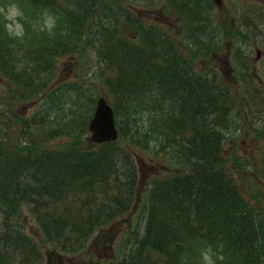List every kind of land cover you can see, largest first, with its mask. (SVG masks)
Listing matches in <instances>:
<instances>
[{
	"label": "trees",
	"instance_id": "trees-1",
	"mask_svg": "<svg viewBox=\"0 0 264 264\" xmlns=\"http://www.w3.org/2000/svg\"><path fill=\"white\" fill-rule=\"evenodd\" d=\"M203 1L168 0L184 13L175 32L141 19L134 0H0L19 5L25 30L13 39L0 16V264L74 263L89 250L115 258L106 264H203L208 249L214 264H264V213L224 146L243 101L213 65L202 71L234 28L211 32ZM45 12L52 35L36 22ZM100 95L119 137L93 143Z\"/></svg>",
	"mask_w": 264,
	"mask_h": 264
},
{
	"label": "rangeland",
	"instance_id": "rangeland-1",
	"mask_svg": "<svg viewBox=\"0 0 264 264\" xmlns=\"http://www.w3.org/2000/svg\"><path fill=\"white\" fill-rule=\"evenodd\" d=\"M134 1L139 3L141 15L144 14L141 19L154 21L162 29H168L175 32H178V30L181 29L180 26L182 24L180 23L184 21L182 19V16L184 17V13L180 12L179 9H176L177 5L175 3L170 4L168 0H154L153 6H148L146 5V0ZM209 1L211 2L208 3ZM229 1L231 2L232 7H235V4L232 2V0ZM188 3L191 5L193 4V1ZM201 6L205 9L209 7L208 13L211 17V32H221L222 34L225 27L220 22L221 16L218 2H216V0H205ZM235 12L237 13L238 11ZM36 22L37 25L40 26L42 19H38ZM238 28L240 31L235 34L236 39L233 43L234 47H232L229 55V61L234 67L233 73L237 75V90L241 95L239 97L242 98L243 104L237 109L238 111H236V118L239 120V129L237 135L233 138V140H226L224 146L230 158H234V156L239 157L240 166H236L237 168H234V175L238 182L244 186L250 203H252L256 209L259 207L261 213H264V122L262 123V120L264 119V85H262V83H258L257 80L255 81V79H253V75L249 74L250 72L248 73V76H246L247 73L244 75L241 74L243 71H240V65L234 57V54L239 53L237 47H239L240 53L244 54L247 52L252 56L254 55V49L251 48L252 37L250 27L248 25H242ZM238 40H240V43ZM222 44L224 46L225 42L223 41ZM223 46H215V56L213 55L211 58L209 57L210 59L205 61V63H208V65H206L204 69L198 66L203 72L209 70V65H213L218 75L221 74L220 71L222 68L220 59L222 60V58L226 55V48H223ZM202 65H204V63ZM260 65L264 66V61ZM242 75L247 78V82L245 81L247 84H245V78ZM262 76L264 78V74H262ZM5 81L6 80L4 78L0 77V90L3 88V83H5ZM222 84L226 86V84L230 83L227 82ZM233 85L235 86V84ZM255 85L258 87L257 90L255 89ZM22 104V102H19L18 106ZM241 123L242 126H240ZM154 161H156L157 164H161L163 159L155 158ZM143 181H146V179L144 178ZM19 211V218L22 219V222L26 227V231L42 243L43 237L40 234V229L32 217V214L24 207L19 209ZM138 211L139 207L136 208L134 213H130L129 216L132 219L131 225H137L138 222H140ZM259 216L260 215L258 214L257 217ZM262 218V225L264 227V214ZM122 235L123 231L119 232L117 239L121 238ZM43 248L45 251H47L51 249L52 246L50 244L43 243ZM76 258L77 259H75L74 263L67 264H81L80 260H84L85 264H106L109 260L112 261V259H115L110 257L108 252H105V255L97 253L92 256L91 250L81 253V255ZM51 261L52 264H54V258L52 256Z\"/></svg>",
	"mask_w": 264,
	"mask_h": 264
},
{
	"label": "flooded vegetation",
	"instance_id": "flooded-vegetation-1",
	"mask_svg": "<svg viewBox=\"0 0 264 264\" xmlns=\"http://www.w3.org/2000/svg\"><path fill=\"white\" fill-rule=\"evenodd\" d=\"M217 1L220 7L221 24L224 25L225 28L227 25L234 28L230 36L226 35V37L223 36L222 38V42L224 41L227 46L226 55L220 61L222 68L220 75L223 83L228 82L234 89H237V75L233 73L234 67L229 61V55L232 47H234L233 43L236 39L235 34L240 31L238 27L248 25L250 27L252 37L251 48L254 49V55L252 56L247 52L242 54L240 53L239 47H237L239 53L234 54V57L237 59L241 67L240 71H243V75L246 74V72H250L258 83L264 85V78L262 76V74H264V66L260 65L264 61V0H232L235 7H232L229 0ZM235 11L238 12L236 13ZM238 41L240 43V40ZM246 76H248V74H246ZM233 84H235V86ZM257 88V85H255L256 90Z\"/></svg>",
	"mask_w": 264,
	"mask_h": 264
},
{
	"label": "clouds",
	"instance_id": "clouds-1",
	"mask_svg": "<svg viewBox=\"0 0 264 264\" xmlns=\"http://www.w3.org/2000/svg\"><path fill=\"white\" fill-rule=\"evenodd\" d=\"M0 16L4 19V28L7 34L13 39L22 40L25 36L24 26L21 21L24 18L22 9L16 3H11L5 6H0ZM56 27V17L45 12L42 17V22L39 31H47L49 35L53 34ZM203 264H214L213 253L208 249L202 253Z\"/></svg>",
	"mask_w": 264,
	"mask_h": 264
},
{
	"label": "water",
	"instance_id": "water-1",
	"mask_svg": "<svg viewBox=\"0 0 264 264\" xmlns=\"http://www.w3.org/2000/svg\"><path fill=\"white\" fill-rule=\"evenodd\" d=\"M89 129L91 134L88 135V139L94 143L114 139L119 134L114 109L105 95H100L96 99L95 108L89 120Z\"/></svg>",
	"mask_w": 264,
	"mask_h": 264
},
{
	"label": "bare ground",
	"instance_id": "bare-ground-1",
	"mask_svg": "<svg viewBox=\"0 0 264 264\" xmlns=\"http://www.w3.org/2000/svg\"><path fill=\"white\" fill-rule=\"evenodd\" d=\"M228 28H229V25H228L227 28L225 29V32L227 31ZM262 31H263V30H262ZM263 32H264V31H263ZM223 48H226V49H227V46L224 45ZM215 64H217V63H215ZM249 65H250V64H249ZM243 66H244V64H243ZM215 67H216V65H215ZM240 68H241V67H240ZM248 68H249V67H248ZM213 69H215V68L213 67ZM209 70H210V69H209ZM240 70H241V69H240ZM249 71H250V70H249ZM206 73H207L208 76L211 75V72H209V71H207V70H206ZM246 73H247V72H246ZM248 73H249V72H248ZM248 73H247V74H248ZM241 74H242V73H241ZM249 74H250V73H249ZM243 77H245V76H243ZM250 77H251V76H250ZM241 78H242V77H241ZM246 79H247V78L244 79V82L246 81ZM253 79H254V78H253ZM255 81H256V80H255ZM244 82H243V83H244ZM246 82H247V81H246ZM246 82H245V84H247ZM222 83H223V81H222ZM251 84H252V83H251ZM226 85L229 86V87L231 88V85H230V84H226ZM247 87H248V86H247ZM247 87H246V88H247ZM253 88H254V87H253ZM247 89H248V88H247ZM234 92L238 94V90H234ZM240 92H241V91H240ZM244 92H245V90H244ZM245 98H246V97H245ZM245 100H248V99H245ZM261 102H262V101H261ZM252 105H253V104H252ZM261 106H262V105H261ZM263 122H264V119L262 120V123H263ZM87 129H88V133H89L88 135H90V134H91V130L89 129V122H88V128H87ZM118 137H119V134L116 136V138H114V139H110V140H105V142H107V141H110V142H111V141H114V140L118 139ZM103 142H104V141H103ZM93 143H94V142H93Z\"/></svg>",
	"mask_w": 264,
	"mask_h": 264
}]
</instances>
